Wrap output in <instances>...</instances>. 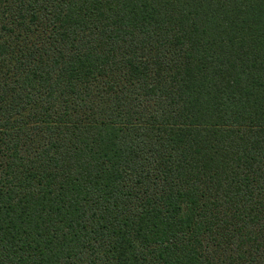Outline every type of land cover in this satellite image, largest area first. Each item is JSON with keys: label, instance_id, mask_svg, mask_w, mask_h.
<instances>
[{"label": "trees", "instance_id": "obj_1", "mask_svg": "<svg viewBox=\"0 0 264 264\" xmlns=\"http://www.w3.org/2000/svg\"><path fill=\"white\" fill-rule=\"evenodd\" d=\"M0 264H264V0H0Z\"/></svg>", "mask_w": 264, "mask_h": 264}]
</instances>
